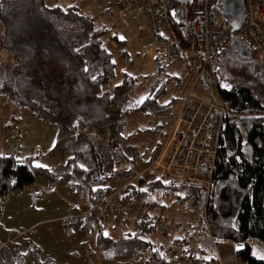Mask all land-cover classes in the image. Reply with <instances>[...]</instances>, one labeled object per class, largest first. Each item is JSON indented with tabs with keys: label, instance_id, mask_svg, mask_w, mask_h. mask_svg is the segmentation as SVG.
<instances>
[{
	"label": "trees",
	"instance_id": "obj_1",
	"mask_svg": "<svg viewBox=\"0 0 264 264\" xmlns=\"http://www.w3.org/2000/svg\"><path fill=\"white\" fill-rule=\"evenodd\" d=\"M167 5L177 6L173 0ZM221 10L219 4L217 14L224 20ZM110 31L97 17L76 7L49 8L46 0H0V52L13 61L12 67L0 62V100L9 107L11 117L27 111L42 124L56 128L54 145L45 158L61 154L66 159L63 165L44 168L33 165L38 157L22 161L0 157V202L20 194L38 177H44L50 189L65 182L70 192L86 198L92 212L82 220V226L91 231L96 223V242L101 246L115 243L102 236L105 226L99 223L98 205L113 192L111 183L132 178V170L142 159L137 149H128L130 159L121 151L129 138L127 118L140 113L153 119L171 111V104L161 106L157 100L169 80L168 62L180 58L179 47L160 38L167 49L156 58L157 78L146 99L135 105L131 96L138 88V78L122 74L120 83L110 87L116 66L107 44H122ZM238 41L251 62L237 58L232 44L227 50L234 60L250 65L252 70L259 69L260 83H264V65L243 41ZM220 80L218 77V94L229 115L224 117L209 194L198 185L168 179L164 173H152L146 183L140 180L127 188L130 196L123 202L140 201L155 210L182 207L183 214L195 217L188 226V238L196 243L201 255L178 259L170 254L172 260L168 262L161 255L163 245L155 244V248L151 241H140L158 232L152 221L133 222L136 231L127 241L137 250L150 251L151 263L218 264L211 257L212 237L219 242L217 250L231 243L235 258L242 264H264L244 245L256 240L264 247V93L240 84L225 89ZM230 114L241 116L245 141ZM144 132L162 137L158 128ZM118 162L127 170H118ZM176 243L169 241L170 253ZM15 264H23V259Z\"/></svg>",
	"mask_w": 264,
	"mask_h": 264
},
{
	"label": "built area",
	"instance_id": "obj_2",
	"mask_svg": "<svg viewBox=\"0 0 264 264\" xmlns=\"http://www.w3.org/2000/svg\"><path fill=\"white\" fill-rule=\"evenodd\" d=\"M168 1L107 0L109 9L119 19L138 11L142 13L150 35L165 40L169 45L184 44L192 51L188 66L204 85L209 97L208 100L197 99L192 107L182 112L174 145L166 157L154 165L172 180L187 186L198 185L208 195L224 117L229 115L218 94V55L230 47L231 37L236 36L264 65V0H243V20L235 33L231 32L228 23L218 17L220 0H190L187 5L176 4L172 8L168 7ZM230 115L236 122L241 117ZM129 196L126 187L107 196L98 205L100 225L118 227L129 221H152L161 235L177 240L178 244L171 251V256L181 259L188 254L196 257L201 255L196 243L188 238L185 227L176 224L169 215L157 213L152 216L149 204L123 202ZM210 238L213 247L211 257L219 264L220 256L216 248L219 242ZM259 244L256 240L244 243L253 254L262 256L264 247ZM3 248L0 247L1 250Z\"/></svg>",
	"mask_w": 264,
	"mask_h": 264
},
{
	"label": "crops",
	"instance_id": "obj_3",
	"mask_svg": "<svg viewBox=\"0 0 264 264\" xmlns=\"http://www.w3.org/2000/svg\"><path fill=\"white\" fill-rule=\"evenodd\" d=\"M46 4L49 8L76 7L82 13L97 17L104 27L111 30V35H117L122 44L115 41H110L107 44V50L113 55L116 66L115 79L110 83V87L120 83L122 74L138 78L139 85L131 99L135 105H140L148 96L150 87L157 78L156 58L167 49L159 37L148 33L142 13L135 11L125 18L119 19L109 9L107 0H46ZM177 47H179L180 58L168 62L169 80L165 86L164 94L157 100L161 106L171 104V111L153 119H148L140 113H134L127 118L129 138H126L121 145V151L130 159L127 154L128 149H137L142 159L138 166L132 170V178L116 183L113 186V191L123 187L128 188L130 184H138L141 180L140 177L146 172H149V175L156 174L159 168L154 164L163 160L174 145V139L178 134V119L182 112L186 108L192 107L197 99L208 100L209 95L204 85L200 83L197 75L188 66L192 51L187 47ZM243 60L246 61L244 58ZM154 128H158L162 137L144 132V130ZM56 133V128L42 124L27 111L11 117L9 107L3 100H0V157H12L17 161L38 157L33 163L36 167L40 165L39 167L55 168L63 165L66 159L61 154L54 158H45L54 145ZM117 164L120 166L117 168L118 170H127L122 162ZM137 171L140 173L134 176ZM160 173H163L161 169ZM61 183L63 190L69 191L67 184ZM35 186L34 182L31 188ZM49 192L50 188L47 183L34 196L42 197ZM157 211H163V209H151L150 214L154 216L158 213ZM89 212L90 210L82 214L80 218L89 216ZM177 224L179 223L177 222ZM186 232L191 234L187 229ZM3 246L4 248L0 251V264L17 263L18 259L7 257L5 254L7 246ZM104 259L109 260L105 257Z\"/></svg>",
	"mask_w": 264,
	"mask_h": 264
},
{
	"label": "rangeland",
	"instance_id": "obj_4",
	"mask_svg": "<svg viewBox=\"0 0 264 264\" xmlns=\"http://www.w3.org/2000/svg\"><path fill=\"white\" fill-rule=\"evenodd\" d=\"M179 18L181 19V14ZM0 62L6 63L9 67L13 66L12 59L2 52H0ZM219 64L220 72H217V78L220 77L219 82L223 88L240 84L257 87L264 93V83H260L258 76L259 69L252 70L250 65L234 60L230 50L220 55ZM262 70L264 72V69ZM237 125L245 141L241 117L237 119ZM116 167L120 168L118 164ZM139 173L140 171H137L134 176ZM156 174H160V169L156 171ZM140 179L146 183L149 172L144 173ZM35 183L34 188L27 187L20 194L11 195L5 202H0V247L7 246L5 254L8 258L23 259V264H154L149 262L150 251L146 249L144 251L142 248L137 250L127 241L136 231L134 221L122 223L118 227L111 225L105 227L102 230V236L113 240L115 244L114 246L98 245L96 223L92 224L91 231L82 226L84 218L80 216L89 211L86 198H81L79 193L63 190L61 182L50 189L48 194L42 197L34 196L48 182L44 177H38ZM115 184L116 182L111 183V186ZM154 200L157 201V199L151 201ZM166 206L169 205L165 204ZM159 208L163 211H157L158 214L171 216L176 224L178 222L179 226L191 232L188 226L193 223L194 216L187 217L185 213H182L183 210L180 209L182 207L178 210ZM187 235L190 237V234ZM147 239L140 241H151L154 246L155 244L163 245L161 255L166 262L172 260L171 253L167 250L170 237L166 238L158 231ZM234 252L235 247L232 245L219 247V264H242L235 258ZM103 256L109 260H105ZM252 256L260 260L264 258L263 253L262 256L252 253ZM167 264L193 263L172 261Z\"/></svg>",
	"mask_w": 264,
	"mask_h": 264
},
{
	"label": "water",
	"instance_id": "obj_5",
	"mask_svg": "<svg viewBox=\"0 0 264 264\" xmlns=\"http://www.w3.org/2000/svg\"><path fill=\"white\" fill-rule=\"evenodd\" d=\"M178 5H187L190 0H174ZM221 4V16L226 23L229 24L231 32L238 31L243 20V0H220ZM239 39L236 36L231 37V44L236 51L237 57L247 60V53L240 47ZM247 62H251L248 61Z\"/></svg>",
	"mask_w": 264,
	"mask_h": 264
},
{
	"label": "bare ground",
	"instance_id": "obj_6",
	"mask_svg": "<svg viewBox=\"0 0 264 264\" xmlns=\"http://www.w3.org/2000/svg\"><path fill=\"white\" fill-rule=\"evenodd\" d=\"M261 252H262V253H263V255H264V249H262V250H261Z\"/></svg>",
	"mask_w": 264,
	"mask_h": 264
},
{
	"label": "snow or ice",
	"instance_id": "obj_7",
	"mask_svg": "<svg viewBox=\"0 0 264 264\" xmlns=\"http://www.w3.org/2000/svg\"><path fill=\"white\" fill-rule=\"evenodd\" d=\"M38 167L40 166V165H37Z\"/></svg>",
	"mask_w": 264,
	"mask_h": 264
}]
</instances>
